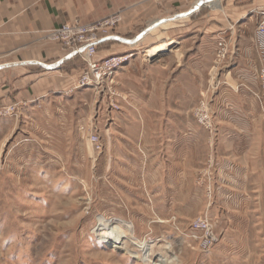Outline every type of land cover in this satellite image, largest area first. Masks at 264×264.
<instances>
[{
  "label": "rangeland",
  "instance_id": "374dc122",
  "mask_svg": "<svg viewBox=\"0 0 264 264\" xmlns=\"http://www.w3.org/2000/svg\"><path fill=\"white\" fill-rule=\"evenodd\" d=\"M119 16L120 21L107 33L118 31ZM260 20L261 16L257 25ZM183 21L170 26H182ZM185 33L188 36L193 32ZM164 36L162 30H156L143 41L116 47L117 50L111 46L113 42H102L96 47L93 59L130 56L122 60L110 77L99 84L79 88H74L75 79L66 92L67 102L53 108L21 113L15 107L9 114L0 116V264H144L125 252L126 248L141 254L132 241L146 244L152 261L156 262L162 256L168 259V264H264V159H254L249 183L253 187L247 191H208L212 205L205 212L186 218L176 215L172 207L168 221L163 220L159 191L154 188L157 184L152 183L147 193L143 174L135 172L136 166L116 156L110 170L103 167L105 127L113 110L122 112L121 117H138V110L143 117V108L147 107L150 117H158L160 105H166L173 108L169 113L193 119L210 134L214 132L213 117L224 115L220 109H214L212 99L219 75L228 68L232 50L229 41L220 36L227 47L224 57L217 58V37L214 45L205 43L199 57L192 60L188 55L195 50L202 33L188 37L176 55H182V68L192 69L194 73L192 76L187 71L188 77L179 78L173 53L157 60L145 55L148 42L154 37L161 41ZM254 47L256 60L246 67L250 76L242 81L241 90L247 95L240 93V87L237 94L245 99L249 109L252 105L259 108L251 109L249 115L264 118L259 76L264 67V37L257 30ZM63 48L65 52L68 50ZM103 48L112 49L114 54L101 56ZM73 58L82 64L78 78L85 63L81 56ZM163 71H166L164 76ZM176 85L182 87V94H174L172 87ZM77 89L80 91L74 93ZM134 103L137 109L132 107ZM4 106L0 105L1 109ZM204 114L209 118L207 124L200 121ZM258 134H264V127ZM94 135L99 149H95L90 139ZM142 142V138L137 139V153H133L137 160H143ZM119 160L125 164L120 165ZM229 193L237 194L236 200L229 198ZM189 208L194 207L185 206L183 212H190ZM100 217L110 223L123 221L131 225L132 234L120 226L130 235L124 238L123 248H113L99 240ZM199 218L209 221L216 237L209 250L199 247L202 232L193 229ZM241 246L244 253L229 252L231 247L237 250Z\"/></svg>",
  "mask_w": 264,
  "mask_h": 264
},
{
  "label": "crops",
  "instance_id": "0c3cea01",
  "mask_svg": "<svg viewBox=\"0 0 264 264\" xmlns=\"http://www.w3.org/2000/svg\"><path fill=\"white\" fill-rule=\"evenodd\" d=\"M262 11L264 0H0V105L13 104L22 113L67 102L69 93L66 92L82 64L78 59L64 58L65 49L48 40L46 35L51 29L75 19L88 23L115 13L121 15L118 31L107 40L114 43L111 46L115 50L135 45L147 32L148 36L162 30L166 37L161 41L154 37L147 46L169 42L167 50L150 56L147 48L145 55L157 60L173 53L179 78L188 77L187 71L192 76L194 73L190 68L187 71L182 68V55H176L188 37L202 33L195 50L188 55L193 60L199 57L205 43L212 46L223 35L232 50L228 68L219 75V85L213 92L212 105L224 115L213 117L212 134L193 119L169 113L173 108L166 105H160L159 118L150 117L147 107L141 111L143 117L138 110V117H121L122 112L113 110L105 127L104 169L112 168L116 156L125 159L137 167V174H143V188L147 193L152 183L157 184L154 188L159 191L163 220L170 219L172 207L176 215L191 218L208 209L211 203L208 191H247L252 186L249 183L254 159H264V134H258L264 127V118L249 115L251 109L258 111L259 108L252 105L249 109L245 99L237 94L240 87V93L247 95L241 90L242 81L250 76L246 67L256 60L254 35ZM169 20H185V24L158 28ZM189 30L193 33L187 36L185 32ZM111 51L103 48L101 56L114 54ZM163 72L164 76L166 71ZM177 85L172 87L174 94H182V87ZM77 91L80 90L73 92ZM132 107L137 109L136 104ZM138 138L143 139V160L133 155L137 153ZM236 196L229 193L233 200ZM148 199L153 204L152 196ZM239 203L240 200L235 204ZM190 205L194 208H189L190 212L186 209L185 214L183 208ZM244 250L242 246L237 250L231 247L229 252L239 254Z\"/></svg>",
  "mask_w": 264,
  "mask_h": 264
},
{
  "label": "built area",
  "instance_id": "2783aa9c",
  "mask_svg": "<svg viewBox=\"0 0 264 264\" xmlns=\"http://www.w3.org/2000/svg\"><path fill=\"white\" fill-rule=\"evenodd\" d=\"M261 20L258 23L256 30L260 37H264V11L260 13ZM120 21V16L115 14L110 17H104L102 19L93 22H83L80 19H75L72 23H65L62 26L51 29L47 32V39L60 43L63 47L67 48L64 58H73L75 56H81L85 67L83 68L81 75L76 78V85L74 88L81 86H89L101 83L105 78L110 77L114 69L117 68L123 59H127L128 56H114L102 60L93 59L96 47L109 39H112L115 35L107 30L112 29ZM106 32V33H105ZM104 33V34H103ZM227 47L223 37H219L217 41V58L220 59L226 54ZM259 76L262 83L263 97H260V102L264 108V67L259 71ZM15 109V105L0 107V116H5ZM208 115H201L200 121L202 123H208ZM91 141L95 144V149H99L97 137L94 135ZM195 231H201L199 236V247L203 250H209L212 244L215 242V235L212 231V226L207 219L199 218L193 225Z\"/></svg>",
  "mask_w": 264,
  "mask_h": 264
},
{
  "label": "bare ground",
  "instance_id": "6f19581e",
  "mask_svg": "<svg viewBox=\"0 0 264 264\" xmlns=\"http://www.w3.org/2000/svg\"><path fill=\"white\" fill-rule=\"evenodd\" d=\"M178 19H183V18H178ZM175 20H177V19H175ZM173 21H170V20L165 21L158 28L165 29L166 27L170 26ZM148 33L149 32L142 35V38H140V39L144 40L145 37L147 36L146 34H148ZM169 44H170L169 42L168 43L160 42L159 44L157 43V44L153 45L152 47L148 48L146 50V53L150 56L156 55V54H158L164 50H167V47ZM98 222H99L98 223V225H99V228H98L99 240L101 242L111 244L113 248H117L119 246H121L123 248L122 244H123V241H125L124 238H127L130 236L129 234L126 233V230L129 231L130 234H132L131 233V225L129 223L123 222V221H119L118 223H110L109 221H107L103 217L98 218ZM121 225H123V227H125L124 229H126V230L121 228L120 227ZM132 244L136 245L139 248V250L141 251V254L138 255L136 252H134V251L131 252L130 250H128L126 248H125V252L128 254H131V256L136 257L142 263H144V264H148V263L149 264H168L169 263L168 259L164 258L162 256H160V259L158 260V262L152 261L151 255L149 254L148 247L146 244L140 243V242L139 243L133 242V241H132Z\"/></svg>",
  "mask_w": 264,
  "mask_h": 264
}]
</instances>
